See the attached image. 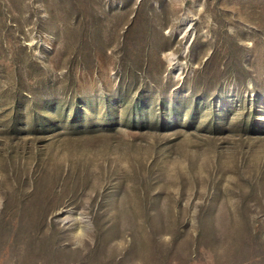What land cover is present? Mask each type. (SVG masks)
Instances as JSON below:
<instances>
[{
    "label": "rangeland",
    "instance_id": "obj_1",
    "mask_svg": "<svg viewBox=\"0 0 264 264\" xmlns=\"http://www.w3.org/2000/svg\"><path fill=\"white\" fill-rule=\"evenodd\" d=\"M0 264H264V0H0Z\"/></svg>",
    "mask_w": 264,
    "mask_h": 264
}]
</instances>
